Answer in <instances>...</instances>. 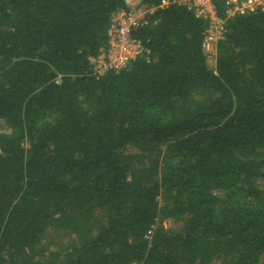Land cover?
Instances as JSON below:
<instances>
[{
	"label": "trees",
	"instance_id": "trees-1",
	"mask_svg": "<svg viewBox=\"0 0 264 264\" xmlns=\"http://www.w3.org/2000/svg\"><path fill=\"white\" fill-rule=\"evenodd\" d=\"M122 6L0 0V264H42L53 224L61 264H260L264 13L227 20L211 68L205 22L163 10L150 60L96 77Z\"/></svg>",
	"mask_w": 264,
	"mask_h": 264
},
{
	"label": "built area",
	"instance_id": "built-area-1",
	"mask_svg": "<svg viewBox=\"0 0 264 264\" xmlns=\"http://www.w3.org/2000/svg\"><path fill=\"white\" fill-rule=\"evenodd\" d=\"M216 3L222 7V15L217 14ZM171 7L183 9L194 18L205 22L201 50L207 59H214L218 41L227 32V20L255 13H264V0H159L151 5L145 0H123V6L113 11L106 28V44L94 57H89V65L94 76L108 71L118 72L137 59L150 60L149 48L135 36V32L159 21V13ZM57 75L55 83H59ZM167 220L162 225L166 228ZM155 229L151 225L144 238L150 240ZM129 264H138L131 262Z\"/></svg>",
	"mask_w": 264,
	"mask_h": 264
},
{
	"label": "rangeland",
	"instance_id": "rangeland-1",
	"mask_svg": "<svg viewBox=\"0 0 264 264\" xmlns=\"http://www.w3.org/2000/svg\"><path fill=\"white\" fill-rule=\"evenodd\" d=\"M214 59H208V64L212 68L214 65ZM5 128L0 124V131H3ZM166 229H177L180 228V222L170 219H166ZM67 231L62 230L56 224H53L44 239V252L40 257L42 264H61L65 256V245L71 239L68 236ZM260 264H264V256L262 257Z\"/></svg>",
	"mask_w": 264,
	"mask_h": 264
}]
</instances>
